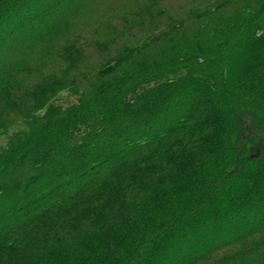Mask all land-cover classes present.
Here are the masks:
<instances>
[{"label": "trees", "instance_id": "trees-1", "mask_svg": "<svg viewBox=\"0 0 264 264\" xmlns=\"http://www.w3.org/2000/svg\"><path fill=\"white\" fill-rule=\"evenodd\" d=\"M114 3L0 0V264H264V0Z\"/></svg>", "mask_w": 264, "mask_h": 264}, {"label": "rangeland", "instance_id": "rangeland-1", "mask_svg": "<svg viewBox=\"0 0 264 264\" xmlns=\"http://www.w3.org/2000/svg\"><path fill=\"white\" fill-rule=\"evenodd\" d=\"M109 1H110V3L112 4V5L110 6L111 8H118V6H117L118 3L115 4V3H114V0H109ZM113 4H115V5H113ZM127 10H129V7H125V8H122V9H120V10H119V9H115V13L119 15V14H121V13H123L124 11H127ZM62 101L69 102L68 100L65 99V97L62 98Z\"/></svg>", "mask_w": 264, "mask_h": 264}]
</instances>
